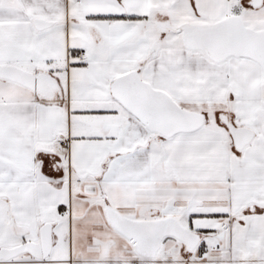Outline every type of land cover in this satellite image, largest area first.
<instances>
[{
	"label": "snow or ice",
	"instance_id": "snow-or-ice-1",
	"mask_svg": "<svg viewBox=\"0 0 264 264\" xmlns=\"http://www.w3.org/2000/svg\"><path fill=\"white\" fill-rule=\"evenodd\" d=\"M0 264H264V0H0Z\"/></svg>",
	"mask_w": 264,
	"mask_h": 264
}]
</instances>
